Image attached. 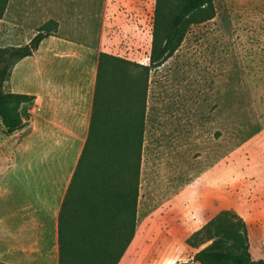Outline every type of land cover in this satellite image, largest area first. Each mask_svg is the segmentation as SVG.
I'll return each mask as SVG.
<instances>
[{
  "label": "rangeland",
  "instance_id": "374dc122",
  "mask_svg": "<svg viewBox=\"0 0 264 264\" xmlns=\"http://www.w3.org/2000/svg\"><path fill=\"white\" fill-rule=\"evenodd\" d=\"M155 2L7 3H108L102 49L148 65ZM214 8L148 73L135 234L118 264H199L193 255L205 243L190 237L223 209L245 220L250 251L264 258V0H214ZM8 13L0 45L29 42L40 23L27 21L14 40ZM18 137L0 121V171Z\"/></svg>",
  "mask_w": 264,
  "mask_h": 264
},
{
  "label": "trees",
  "instance_id": "16d2710c",
  "mask_svg": "<svg viewBox=\"0 0 264 264\" xmlns=\"http://www.w3.org/2000/svg\"><path fill=\"white\" fill-rule=\"evenodd\" d=\"M8 0H0V18ZM215 15L214 0H156L149 64L100 52L88 132L58 214V264H118L132 241L148 73L181 44L191 25ZM57 22L40 25L25 45H0V121L5 132L23 127L34 95L5 90L15 63L32 55ZM205 243L200 264H264L253 257L245 220L219 211L190 237Z\"/></svg>",
  "mask_w": 264,
  "mask_h": 264
},
{
  "label": "crops",
  "instance_id": "0c3cea01",
  "mask_svg": "<svg viewBox=\"0 0 264 264\" xmlns=\"http://www.w3.org/2000/svg\"><path fill=\"white\" fill-rule=\"evenodd\" d=\"M7 8L14 40L27 21L52 18L57 29L15 63L7 80L9 91L35 98L27 123L9 134L19 137L0 171V264H58V214L88 132L97 57L111 52L102 41L112 7L7 3L0 24Z\"/></svg>",
  "mask_w": 264,
  "mask_h": 264
}]
</instances>
